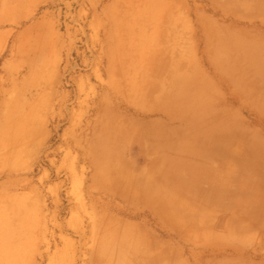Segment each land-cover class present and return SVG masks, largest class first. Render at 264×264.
<instances>
[{"label": "crops", "instance_id": "crops-1", "mask_svg": "<svg viewBox=\"0 0 264 264\" xmlns=\"http://www.w3.org/2000/svg\"><path fill=\"white\" fill-rule=\"evenodd\" d=\"M35 1L0 0V46ZM101 22L116 162L96 192L151 223L109 212L124 227L107 264H264L248 259L264 251V0H130Z\"/></svg>", "mask_w": 264, "mask_h": 264}, {"label": "rangeland", "instance_id": "rangeland-1", "mask_svg": "<svg viewBox=\"0 0 264 264\" xmlns=\"http://www.w3.org/2000/svg\"><path fill=\"white\" fill-rule=\"evenodd\" d=\"M35 2L28 26L0 46V264H107L124 227L109 212L151 224L96 192L116 162L101 158V8L130 0ZM248 253L264 262V251Z\"/></svg>", "mask_w": 264, "mask_h": 264}]
</instances>
